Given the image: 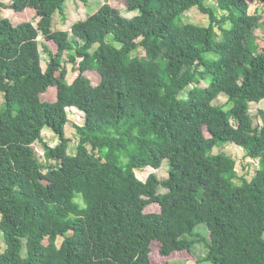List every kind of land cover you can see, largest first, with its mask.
I'll list each match as a JSON object with an SVG mask.
<instances>
[{"label":"trees","instance_id":"trees-1","mask_svg":"<svg viewBox=\"0 0 264 264\" xmlns=\"http://www.w3.org/2000/svg\"><path fill=\"white\" fill-rule=\"evenodd\" d=\"M65 1L0 0V264H155L156 254L191 253L202 223L209 241L198 262L264 264V110L256 125L249 112L264 99V0L262 12L247 0H125L131 17L106 0L53 29ZM3 8H34L37 20L14 24ZM193 8L207 25L183 21ZM66 63L77 65L70 82ZM51 86L55 99L43 100ZM220 94L228 108L214 103ZM68 107L84 116L73 154ZM226 143L258 161L251 179L213 153ZM163 159L166 179L137 177Z\"/></svg>","mask_w":264,"mask_h":264},{"label":"rangeland","instance_id":"rangeland-1","mask_svg":"<svg viewBox=\"0 0 264 264\" xmlns=\"http://www.w3.org/2000/svg\"><path fill=\"white\" fill-rule=\"evenodd\" d=\"M9 0H2L3 3L7 4ZM106 0H86V2H83V0H66L63 8L61 11H56L53 14V29H61V30H68L70 29L71 24H73L75 21L83 20L85 19L89 14L96 11ZM249 2L250 11H258L262 12V4L259 3L257 0H247ZM108 2L119 8L121 14L125 17H131L136 14L135 11H129L127 10V5L125 0H108ZM216 0H209V4L214 5ZM264 8V6H263ZM3 14L6 15L8 18L11 19V21L14 24H17L19 22L25 21V20H31L33 22H36L37 18H35V10L34 8H28L21 12L13 11L12 9L3 8ZM183 21H188L192 23H196L199 25H207L209 22V19L206 14L201 12L199 9L193 8L190 11H188L184 17ZM262 24L259 29L256 30V33L262 34ZM39 42L41 44H48L51 49H55L54 45L50 42H44L43 39L39 38ZM40 53H41V66L43 69L46 66V63L48 62L49 58L46 52L43 49V46L40 45ZM137 53L140 57L144 56V49L142 47H139L137 49ZM63 58L66 60V53H63ZM68 72H67V79L68 81H72L73 78L76 76V67L77 65L66 63ZM85 74L88 76V78L91 80L92 84H97L100 80V75L96 70H87ZM202 85L205 84L204 81H201ZM187 94L183 93L182 97L186 98ZM56 97V88L55 87H49L48 90L45 93L41 94V98L43 100H54ZM2 93L0 92V105L2 103ZM227 96L224 94H220L214 101V103L224 106V108H228L230 103L227 101ZM262 109L264 110V99H262L260 102H250L249 112L250 115L253 118L254 125L260 124V117L258 116V110ZM67 111V117L68 121L65 125V135L69 138V150L68 152L70 154H73L75 152L77 143H78V134L76 132V126L82 125L84 122V116L83 113L80 112L77 108L74 107H68L66 109ZM208 134L207 132H205ZM42 140L44 143H47L50 146H55L58 143L57 136L48 128H44L42 130ZM35 145L40 149H42L41 142H36ZM44 150V149H43ZM219 151H223L226 154L230 155L235 161V169L237 176H243L246 179H251L254 173L256 172L258 168V161L250 159L245 156L244 150L234 144V143H226L222 146H216L213 149V153H217ZM44 153V152H43ZM45 154V153H44ZM46 161V160H45ZM46 163V162H45ZM168 162L167 159H163L161 165L158 168H151V167H145L141 169L136 170V175L139 179L145 180L146 177L150 173L156 174L159 180L166 179L168 176ZM167 191L166 188L159 186V192L165 193ZM146 211H159V205L156 203H150L146 207ZM194 235L192 238L196 240H200L192 247V252H186V251H180L177 253H173L168 257H161L159 255L152 256V262L155 264H160L163 262H166L168 264H213L209 261H201L198 262L197 259H202L206 253L207 248L205 246L206 242L209 241V230L207 229L206 225L204 223L199 224L196 226ZM204 238V240H203ZM62 238L57 239V244H60ZM4 245V242L1 238V232H0V250L2 246Z\"/></svg>","mask_w":264,"mask_h":264},{"label":"built area","instance_id":"built-area-1","mask_svg":"<svg viewBox=\"0 0 264 264\" xmlns=\"http://www.w3.org/2000/svg\"><path fill=\"white\" fill-rule=\"evenodd\" d=\"M35 149H36V151H37V156L41 159V160H43L44 161V163H45V155H44V150L43 149H39L36 145H35Z\"/></svg>","mask_w":264,"mask_h":264},{"label":"crops","instance_id":"crops-1","mask_svg":"<svg viewBox=\"0 0 264 264\" xmlns=\"http://www.w3.org/2000/svg\"><path fill=\"white\" fill-rule=\"evenodd\" d=\"M75 108V107H74Z\"/></svg>","mask_w":264,"mask_h":264}]
</instances>
